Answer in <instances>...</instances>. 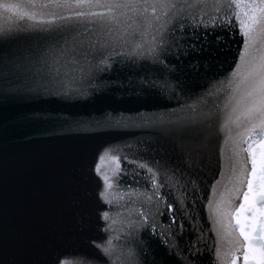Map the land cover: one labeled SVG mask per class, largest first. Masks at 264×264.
Listing matches in <instances>:
<instances>
[{
	"label": "water",
	"instance_id": "1",
	"mask_svg": "<svg viewBox=\"0 0 264 264\" xmlns=\"http://www.w3.org/2000/svg\"><path fill=\"white\" fill-rule=\"evenodd\" d=\"M6 2L51 6L25 9L35 18L24 20L0 8L10 65L0 80V264H250L253 248L258 258L264 179L257 172L237 194L229 158L248 149L259 160L264 133L236 121L253 80L227 83L244 50L227 3L260 0H180L168 15L165 0L114 10ZM236 11L246 25L261 14Z\"/></svg>",
	"mask_w": 264,
	"mask_h": 264
},
{
	"label": "snow or ice",
	"instance_id": "2",
	"mask_svg": "<svg viewBox=\"0 0 264 264\" xmlns=\"http://www.w3.org/2000/svg\"><path fill=\"white\" fill-rule=\"evenodd\" d=\"M227 2V0H226ZM50 4H19V3H8L2 2L0 3V8H2L5 12H12L14 16H18L20 20L24 19H34L35 13L25 11V9L32 8H46L50 7ZM58 7H71V8H84V7H99V8H108L109 10L119 9L121 7H129L130 5L124 3H120L119 0H111L109 3L100 4L97 3L95 5L91 3H85V0H78L75 4L56 5ZM167 9L165 15H168L169 12H174L176 10H182V5L180 0H165V3L162 5ZM227 7L231 10V15L240 21V27L242 31V35L244 36V50L240 52V62L236 65V70L232 72L231 79L228 80V85L231 86L233 82H236V89H238L239 84L247 81L250 77L253 80V85L249 89L244 99V102L240 107L242 110L236 116V121L246 120L248 123L253 124V128L250 130V134H259L264 133V0H260V4H236L235 7L231 3H227ZM244 8V9H258L261 13L258 17L253 16V21L251 25H246L245 20L241 16L236 9ZM77 15H83V13H77ZM247 15V12H245ZM261 24L262 26L259 29L260 39L262 42L259 47H255L256 55H252L250 57V50L254 48L256 43L255 39L251 35L252 31H255L254 25ZM22 29H17V31H21ZM7 59L2 53H0V80L6 79V73L10 68V65L5 63ZM247 66V70L245 69ZM239 78V80L237 79ZM233 89V91H236ZM239 103V102H238ZM233 111H236L234 108ZM259 129V133H257L256 129ZM246 141H241V143H245ZM227 143V141H226ZM248 151V149H240V152L235 155L238 157L236 160H232L229 158L230 168L233 174H236L237 165H239V175L237 177L239 187L236 189L237 194L241 192L245 183H247L250 190L254 189L255 181L249 179V177L256 176L257 172L260 174V177L264 179V153L260 154L259 160H257L256 153L254 151L249 152V155H242L241 153ZM108 155L106 152L104 155L100 157V161L103 162L105 156ZM118 163V161H117ZM249 164H251V168H249ZM259 165V167H257ZM140 167H145L144 164L139 165ZM95 171L97 175H100L105 180V189L101 191L100 197L101 199H105L106 202V193L108 189L111 187V183L106 176L101 172V164L98 163L96 165ZM149 172L152 171L151 168L148 169ZM220 182L217 181V184ZM216 186H213V191L215 192ZM244 197L247 200L248 193H244ZM256 204H264V195L256 198L254 201ZM235 203V199L232 201ZM213 205V201H209V207L211 208ZM244 206L241 205V208ZM105 219L108 218L107 213L104 216ZM241 235H244L242 232ZM247 239V237H245ZM258 243L257 240L253 239L251 241L252 245H256ZM239 247L236 249L237 253L240 252V249L243 248V241L238 240ZM245 261H249L248 255H245ZM60 264H66V262L61 261ZM250 264H264V244L259 246V256L257 258L255 248L252 249L251 261Z\"/></svg>",
	"mask_w": 264,
	"mask_h": 264
}]
</instances>
